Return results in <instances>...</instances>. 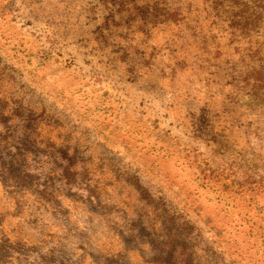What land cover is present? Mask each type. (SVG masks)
Listing matches in <instances>:
<instances>
[{"label": "rangeland", "instance_id": "1", "mask_svg": "<svg viewBox=\"0 0 264 264\" xmlns=\"http://www.w3.org/2000/svg\"><path fill=\"white\" fill-rule=\"evenodd\" d=\"M5 66L0 264H264V0H0Z\"/></svg>", "mask_w": 264, "mask_h": 264}, {"label": "trees", "instance_id": "2", "mask_svg": "<svg viewBox=\"0 0 264 264\" xmlns=\"http://www.w3.org/2000/svg\"><path fill=\"white\" fill-rule=\"evenodd\" d=\"M8 73H16V70H14L13 68L7 67V66H5L4 68H0V82H1V80L3 78V76H7ZM62 172H63L64 180H66V182H68L69 181V177H67V173H68L67 168L63 169ZM86 177H88V176H86ZM86 182H90V183H86ZM86 182H85L86 183L85 184L86 188H88V189L91 188L92 187L91 183H93V182H91V179L89 181H86Z\"/></svg>", "mask_w": 264, "mask_h": 264}]
</instances>
